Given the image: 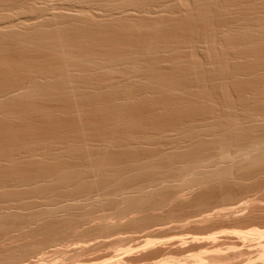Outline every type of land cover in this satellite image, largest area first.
<instances>
[{
	"label": "bare ground",
	"instance_id": "1",
	"mask_svg": "<svg viewBox=\"0 0 264 264\" xmlns=\"http://www.w3.org/2000/svg\"><path fill=\"white\" fill-rule=\"evenodd\" d=\"M50 18L53 20L50 21ZM46 20L49 21L45 22ZM230 85L236 89L233 91L236 92L235 98L228 94ZM78 103L84 107L89 106L85 111L88 116L99 111L100 116L106 113L104 116L108 118L101 127L97 123L103 116L99 117L97 113L98 119H91L90 116L94 123L88 125L90 129L86 125L88 123L81 122L80 126L88 128L87 131L92 129L88 132L74 122V129L72 126L68 127V124L64 126L71 128L67 131L68 137L73 136V132L76 136L72 137L75 141L70 137L66 140L65 128L63 138L61 136L59 139L60 144L65 143V149L60 152L74 156H67L70 161L66 160L69 162H65V165H61L65 156L62 154L64 157H61L59 153L60 158L58 157L54 139L49 141L43 137L46 141L39 140L43 142L40 143L41 146L38 139L37 144L33 140L38 147L35 146L37 149L34 150L27 149L29 145L23 143L20 137V141L14 142L15 137L11 139L5 133V130L9 132L13 129L14 123L11 122L14 121L15 127L19 129L20 125V128L26 126L25 130L28 131L29 123L25 125L24 122L36 119L45 124H53L52 119H56L55 117L59 119L62 115L72 116L73 112L80 114L84 107L79 111ZM132 104L136 109L139 105L141 109L136 110ZM73 105L79 112L74 111ZM64 119L67 118L64 116ZM95 120H98L97 123ZM97 126H100L99 132L96 131L97 128L94 130ZM134 126L135 129H132ZM47 127L45 129L44 126L45 137ZM78 129H82L84 134H80ZM95 131L97 139L93 138L92 133ZM117 132L121 133L116 138ZM0 133L3 136L8 134L6 136L13 142L7 138L5 142L9 143L4 144V140L1 142L3 136L0 138L1 144H4L0 145V217H6L3 220L7 221L8 218L19 215L22 210L34 208L25 217L27 224L32 220L45 222L47 235L53 238L66 231L69 233L68 230L73 231L71 228L76 229L81 222L95 225L103 234L115 226L144 225L150 221L151 216L144 215L146 211L155 212L164 207H167L164 210H168L170 205L177 202H182L183 206L187 199L188 202L191 201L189 196L193 195L192 192L204 186L216 190L237 180L238 176L241 178L256 172L262 174L264 0H0ZM87 138L90 140H86ZM31 141L32 139L30 144ZM113 147L120 152L115 153ZM16 148H24V151L17 154ZM138 156L144 157L140 159ZM21 158H27L28 161ZM74 158L81 161L71 164ZM123 158L125 161L121 160ZM50 161L57 163V166L53 163L54 166L50 165ZM1 165L8 166V170ZM233 167L240 170H237L239 175L236 178ZM248 178L252 179V176ZM262 178L259 179L263 180ZM252 200L250 205H259ZM107 201L119 204L117 212L95 216H88L91 214L88 212L84 215V212L80 217L74 216L75 212H70L86 209V206L92 209ZM209 202L212 203L210 200ZM205 203L208 205V202ZM164 210L162 211L165 213ZM205 216L208 217L209 212ZM205 216L198 219L203 221L207 219ZM22 217L24 218L23 215ZM121 220L124 222L121 223ZM1 224L0 221V226ZM257 229H251L252 233H249V229L245 231H249L247 233L252 234V238L255 237V242L257 239L259 249L258 256H255L258 258L254 259L263 263L264 231ZM242 235L241 232V239ZM86 238L88 239L87 236ZM207 238L216 241L214 235ZM254 239L249 238L250 241L244 242L251 243ZM258 239H263V242ZM5 240L6 238H2L0 242ZM202 240L199 242L202 243ZM148 241L145 245L152 247L153 241ZM103 242L100 244H104ZM81 245L77 244V254L79 250L84 251L83 249L94 246L93 243V246ZM30 247L36 249L38 246L32 244ZM72 248L75 247L69 249ZM201 252L204 254V251ZM201 252L196 256L192 255L191 260L180 256L181 259H175L176 264H206L208 258L214 262L221 261L219 256L206 257L209 254L205 252L204 257ZM124 254L118 255L119 257L115 255L114 258L118 257L116 259H105L104 263L121 264L123 259L120 257ZM252 259L251 262L246 260V264H251Z\"/></svg>",
	"mask_w": 264,
	"mask_h": 264
},
{
	"label": "rangeland",
	"instance_id": "2",
	"mask_svg": "<svg viewBox=\"0 0 264 264\" xmlns=\"http://www.w3.org/2000/svg\"><path fill=\"white\" fill-rule=\"evenodd\" d=\"M50 21H52L53 19L52 18H50L49 19ZM49 20H46L45 22H48ZM202 55H203V53H202ZM9 56V55H8ZM232 88V89H231ZM228 91H229V95H231V96H233L232 98H235L236 96H235V93L236 92H233V91H236V89L234 90V88L233 87H231V85H230V87L228 88ZM231 92V93H230ZM233 100H235V99H233ZM137 102H139V101H137ZM133 103V102H132ZM134 103H136V101H134ZM133 103V104H134ZM132 104V106L133 107H135L134 105ZM139 104V103H138ZM75 106H76V104H74ZM74 105H73V109H74ZM79 105V107H77ZM80 103H78L77 104V109H80L79 111H81V109H83V105H81ZM137 105V104H136ZM140 105V104H139ZM139 105H137V109L139 108V109H141L142 107V105H140V107H139ZM76 107H75V109H74V111L76 112ZM81 107V108H80ZM89 107V106H88ZM88 107H84V110H83V112L81 113L80 112V114L78 113V114H74V112H73V117L71 116V118H68V117H70L69 115H62V116H60L59 117V119L57 118V117H55L56 119H52V123L53 124H45L44 122H41L40 120H36V119H34V120H31V121H29V122H24V124L25 125H27L28 123H29V125H27V130L28 131H26L25 130V128H26V126L25 127H21L20 128V126H19V129H18V127H15V121L14 122H11V123H14V124H12V126H14V127H12L13 129H11V127H10V129L11 130H9V132H7L6 130H5V133H8L9 135H10V137H11V139L12 138H14V142H15V140L16 141H20V139H19V137L21 138V141H23V143H25L26 142V144H28L29 146H27V149H30V148H32V149H34V150H36L38 147H37V143L38 142H36L37 140L36 139H38V141L39 140H41L43 137L45 138V139H48L49 141H53V139H54V141L53 142H56V143H53V144H55V148H56V153H57V155H58V157L60 158V156H59V153H61L60 151H62L63 152V150L65 149L64 147H65V143L63 144V143H59V139H61V136H62V138H63V133H64V130L63 129H65V128H67V130H66V132L67 131H69V129H71L72 127H73V125H74V123L76 124V125H79L80 126V123L82 122L83 123V121H84V123L86 124V123H88V124H86L87 126L89 125V124H91V125H93L94 123L92 122L93 120H91V119H98V117H96V113H97V116H99V117H101V116H103V117H105L106 115V113L104 114V115H101L100 116V113H98L97 111H96V113L93 115H91L90 114V116H92V118L90 117V116H88L89 114L87 113V112H85L86 111V109L88 108ZM135 109H136V107H135ZM136 109V110H137ZM91 110V109H90ZM90 110H88L89 112H90ZM135 110V111H136ZM78 110H77V112H79ZM95 111H93V113H94ZM85 113H87V115H85ZM90 113H92V111L90 112ZM101 113L103 114V111H101ZM128 113V112H127ZM130 113V112H129ZM128 113V114H129ZM134 113V112H133ZM132 113V114H133ZM137 112H135L134 114H136ZM85 115V117H84V115ZM99 114V115H98ZM108 114V113H107ZM131 114V113H130ZM129 114V115H130ZM157 114V113H156ZM64 116H65V118H67L66 120L64 119ZM94 116V117H93ZM108 116V115H107ZM130 116H132V115H130ZM75 117V118H74ZM88 117V118H87ZM91 119H90V118ZM102 117V118H103ZM63 118V119H62ZM80 118L82 119V120H80ZM102 118H99L98 120L99 121H101V123L98 121V120H95L94 122H96V121H98V123H97V125H100L101 127H102V124L106 121V119L108 118H104L103 120H102ZM72 119V120H71ZM88 119H90V120H88ZM54 120H56V121H54ZM75 120V121H74ZM77 120H79V121H77ZM88 120V121H87ZM87 121V122H86ZM89 121H91L90 123H89ZM17 122V121H16ZM55 122V123H54ZM58 122H60L59 124H58ZM74 122V123H73ZM20 123V122H19ZM38 125H37V124ZM40 123V124H39ZM78 123V124H77ZM81 123V124H82ZM21 124V123H20ZM35 124V125H34ZM67 124H68V127L70 126H72L71 128H69L68 129V127H64V126H67ZM69 124H71V125H69ZM73 124V125H72ZM17 125H19L18 124V122H17ZM16 125V126H17ZM45 126V129H46V127L48 126L49 128H51V129H48V127H47V137H45L46 136V131H45V129H44V126ZM63 125V126H62ZM35 126H37L38 128H36ZM95 126V125H94ZM100 126H97V127H95V129L94 130H96V128H97V132H99V129H100ZM137 127L136 128H138V125H136ZM57 127V128H56ZM61 127V128H60ZM75 127V126H74ZM74 127H73V129H74ZM81 128H83L84 126H80ZM92 128H94L93 126H91ZM98 127H99V129H98ZM22 128H23V130H22ZM35 128V129H34ZM88 128H89V126H88ZM88 128H85L84 127V129L83 130H85L86 129V131L85 132H88V131H92V129L91 130H88L87 131V129ZM90 129V128H89ZM132 129H135V126L132 128ZM15 130V131H14ZM19 130V131H18ZM33 130V131H32ZM38 130H40V132L38 131ZM43 130V131H42ZM49 130H50V132L52 133H49ZM52 130V131H51ZM61 130H63V131H60ZM82 129H80V131H81ZM82 130V131H83ZM16 131H18V132H16ZM21 131H23V132H21ZM30 131H32V132H30ZM35 131V132H34ZM36 131H38V132H36ZM78 131H79V129H78ZM79 131V133L80 134H82V131L80 132ZM95 131V132H96ZM2 132H3V130H2ZM20 132V133H19ZM24 132H27V133H24ZM34 132V133H33ZM65 132V133H66ZM84 132V131H83ZM95 132H93L92 134H93V136L96 134V136H98L97 135V132L95 133ZM16 133V134H15ZM30 133V134H29ZM49 133V134H48ZM68 133V134H67ZM66 134H65V139L67 140L69 137L70 138H72L73 136H75V133L73 132V136H67V135H69V132H67ZM120 133L121 132H117V134L115 135L116 136V138H117V135H120ZM8 134H5L4 136L6 137H4L3 136V133H0V138L2 137L3 139L1 140V142L3 141V143L7 140V136L6 135H8ZM37 134V135H36ZM42 134H43V136H42ZM44 134H45V136H44ZM59 134V135H58ZM70 134H71V132H70ZM84 134V133H83ZM82 134V135H83ZM87 134V133H86ZM99 134V133H98ZM16 135V136H15ZM38 135H39V137H38ZM48 135H50L49 136V138H51V139H49L48 138ZM81 135V136H82ZM13 136V137H12ZM38 138H37V137ZM67 136V137H66ZM85 136V135H84ZM83 136V137H84ZM87 137L89 136L88 134L86 135ZM85 136V137H86ZM33 137V138H32ZM91 137V136H90ZM89 137V138H90ZM119 137V136H118ZM25 138H26V140H25ZM73 138H76V136L75 137H73ZM72 138V139H73ZM94 139L96 138L95 136L93 137ZM11 139H9L8 138V140H10L11 141V143H13L12 142V140ZM23 139V140H22ZM29 139V140H28ZM32 139V141H31V144L33 143H35L36 142V144H32V146L34 147H31V144H30V140ZM45 139H42V141L44 142V140ZM78 139H80V138H77V140ZM83 139V138H82ZM94 139H92V140H94ZM97 139V138H96ZM25 140V141H24ZM33 140H35V142L33 141ZM47 140V141H48ZM76 139H73V141H75ZM86 140H90V139H86ZM91 140V141H92ZM46 141V140H45ZM65 141V140H64ZM71 141V140H70ZM72 141V142H73ZM1 142H0V145H4L5 143H7V142H5L4 144H1ZM43 142H40L39 141V144L40 143H42L43 144ZM77 142V141H76ZM9 143V142H8ZM17 143H19L20 144V142H17ZM17 143H15L16 145H17V147H19L18 146V144ZM79 143V142H78ZM52 144V145H53ZM60 144V145H59ZM74 144H77V143H75L74 142ZM35 146L37 147L36 149H35ZM39 146V145H38ZM40 146H41V144H40ZM40 146H39V148H40ZM62 147V148H61ZM141 147H144V146H142L141 145ZM61 148V149H60ZM64 148V149H63ZM116 150V151H114L115 153L116 152H120V151H118V148L116 149V148H114L113 147V150ZM120 149V148H119ZM139 149V151H140V147L138 148ZM143 149V148H142ZM16 150H18V148H16ZM113 150L111 151V152H113ZM122 150V149H121ZM23 152L24 151V148L22 149V148H20V150H18V151H16V153L18 154L19 152ZM144 151H148V150H144ZM21 152V153H22ZM20 153V154H21ZM50 154L51 153H49V157H50ZM62 154L63 153H61V157H64L65 156V159L62 161V163L60 162V161H57V160H55V162L57 161L58 163L60 162L61 163V165L63 164V165H65L67 162H69L70 161V158H68V157H71L72 158V156L73 155H71L70 154V156H68L67 154L66 155H64L65 154V152H64V156H62ZM148 154V153H147ZM68 156V157H67ZM66 157H67V159H66ZM74 157V156H73ZM144 156H142V157H139L138 156V158H143ZM22 160H27L28 161V159L27 158H21ZM50 159V158H49ZM63 159V158H62ZM69 159V161H67L66 162V160H68ZM78 159V161H76L75 160V158L74 159H72L71 160V164H74V163H78V162H80L81 160L79 159V158H77ZM21 160V161H22ZM122 161H125V159L123 158V159H121ZM127 162H128V160H129V157H127ZM51 161H53V159L51 158ZM50 161V162H51ZM76 161V162H75ZM55 162L53 163V162H51V164L50 165H53V164H55ZM66 162V163H65ZM127 162H124V164L125 163H127ZM53 163V164H52ZM121 163H123V162H121ZM57 164V163H56ZM55 164V165H56ZM68 164H70V163H68ZM2 165H5V164H2ZM2 165H1V167H2ZM54 166V165H53ZM57 166V165H56ZM5 169H6V167L7 168H9L8 166H3ZM2 167V168H3ZM20 167V166H19ZM30 167H32V166H30ZM22 167H20V169H21ZM12 169V168H11ZM6 170H8V169H6ZM232 170H233V175H234V177L237 175H239L238 174V172H240V170H239V168H235V167H233L232 168ZM234 170H236V171H234ZM237 170H239L238 172H237ZM259 173V172H258ZM257 172L256 173H254L253 175L252 174H249L248 176L249 177H251L252 176V179L251 178H248V176L246 175V176H242L241 178H238L237 176V180L235 179L233 182H235V183H233L232 181H230V183H228V184H230V185H223V186H221V188L219 187V188H216V190H214L212 187L210 188V186H204L200 191L199 190H195V192H192L193 193V195H191V196H189L190 198H189V201L191 202H188V199H187V201H186V203H185V201L183 202V206H181L182 204V202H177L176 204H178V205H176L175 203H173V204H175V205H170L171 206V208H169L168 207V210L166 209V210H164L165 208H167V207H164L163 209H160V210H157V211H146V213H144V215H148V216H152V218H151V216H150V221H147L148 222V224H147V222H146V224H144V225H140V226H138L137 225V227H135V226H131V224H127V225H125V226H123V225H121V226H115V227H111V228H109L107 231H105L104 232V234L101 232V230H99L101 233H98L99 231H98V229L95 227V225H93V224H90L91 226H94V229L92 228L91 229V226L89 225V224H82V222L81 223H79L80 225H79V227H77L76 229H74V228H71V229H73V231L72 230H68V232L69 233H67V231H66V233H64V234H59L57 237H55V238H53V237H49L48 235H47V233H48V231H47V229L48 228H46L47 226H45V222H38V221H34V220H32V221H30V222H32L30 225H29V223L27 224V222H26V220H25V217H26V215H27V213H29V212H31V211H34L33 209L34 208H32V209H28L27 211L26 210H22V211H20L18 214L19 215H15V216H12L10 219L8 218L7 219V221H5V220H3V218H6V217H0V221H1V226H0V239H2V238H6V240L5 241H1L0 242V258L2 259H0V264H50V263H52V264H54V262L56 263V264H75V263H77V264H88L89 262V264H93L94 263V261H95V263L94 264H101V262H102V264H105L104 263V260L106 259V260H108V258L109 259H116V258H118L119 256L118 255H120V254H124V252L125 251H127V250H129V251H127L125 254H124V256L123 257H120L121 259H123L121 262V264H176V260L177 259H181L182 257H183V259H185L186 257L187 258H189V260H191V259H193L192 257V255H194L195 254V256L197 255V254H199V252H201V251H204V254H205V252H207V254H209V255H206V257H217V256H219V257H221V261L219 260L218 262H214L213 260L211 261V260H209L210 258H208L207 260L208 261H206V262H208V263H206V264H242V263H245L246 264V262L249 260L250 262H251V259H252V263L251 264H264V262L263 263H260L259 262V260L257 261L256 259H254V258H258V257H256V256H258V249H259V245H257V239H256V242H255V237L254 238H252L253 236H252V234H249V233H252L250 230L251 229H254V228H259V229H257V230H263L264 231V178H262V177H264V172H262V174H261V172L258 174ZM241 174V173H240ZM257 176V177H256ZM261 176V177H260ZM100 177V176H99ZM235 177V178H236ZM244 178V179H243ZM262 178L263 180H260V179ZM252 180V181H251ZM258 180V182H255V181H257ZM242 181V182H241ZM232 182V183H231ZM240 182V183H239ZM248 182V183H247ZM243 183V184H242ZM244 183H245V185H244ZM252 183V184H251ZM262 183V184H261ZM234 184V185H233ZM254 184V185H253ZM234 187H233V186ZM243 185H244V187H243ZM256 185V186H255ZM235 186H236V188H235ZM258 186V187H257ZM261 188H260V187ZM226 187V188H225ZM242 187V188H241ZM249 187H250V189H249ZM255 187V188H254ZM71 187H69V189H70ZM228 188V189H227ZM231 188V189H230ZM233 188V189H232ZM253 188L255 189V190H253ZM257 188V189H256ZM68 189V188H67ZM68 189V191H70ZM220 189V190H219ZM224 189V190H223ZM227 191H226V190ZM237 189V190H236ZM73 190H74V188H73ZM77 189H75V191H76ZM207 190V191H206ZM210 190V191H209ZM239 190V191H238ZM242 190V191H241ZM245 190H246V192H248V193H246L245 192ZM251 190H252V192H251ZM72 191V190H71ZM221 191V192H220ZM223 191V192H222ZM230 191V192H229ZM241 191V192H240ZM204 194H203V193ZM211 192H212V195H211ZM215 192V193H214ZM226 192H229V193H226ZM238 194H237V193ZM243 192V193H242ZM245 192V193H244ZM214 193V194H213ZM256 193V194H255ZM225 194V195H224ZM258 194V195H257ZM219 195V196H218ZM227 195V196H226ZM243 195V196H242ZM251 196V199H253L252 201L254 202H256V203H259V205L257 204V206H256V204H253V205H255L256 207H254L252 204L250 205L249 204V202L251 203V199H250V196ZM195 196H196V198H195ZM211 196V197H210ZM216 196V197H215ZM225 196V197H224ZM234 196V197H233ZM245 196H246V198H245ZM261 196V197H260ZM198 197V198H197ZM206 197V198H205ZM208 197V198H207ZM194 200H193V199ZM200 198V199H199ZM231 198V199H230ZM256 200H255V199ZM261 198V199H260ZM263 198V199H262ZM203 199L205 200V201H203ZM224 199V200H223ZM197 200H198V203H197ZM202 200V201H201ZM209 200L212 202V203H210L209 202ZM215 200V201H214ZM246 200V201H245ZM249 200V201H248ZM258 200V201H257ZM263 200V201H262ZM199 201H201V202H199ZM214 201V202H213ZM224 202L223 204H221L222 202ZM229 201H231V202H229ZM260 201V202H259ZM194 202H196V203H194ZM205 202H208V205H207V203H205ZM218 202V203H217ZM229 202V203H228ZM254 202V203H255ZM185 203V204H184ZM201 203H203V205L201 204ZM226 203V204H225ZM246 203V204H245ZM191 204V205H190ZM196 205L197 206V208H196V206H194L193 207V205ZM240 204V205H239ZM263 204V205H262ZM117 205V206H116ZM237 205V206H236ZM242 205V206H241ZM245 205H247V207L245 206ZM262 205V206H261ZM90 206H92L93 207V205H90ZM100 206V207H99ZM103 208H102V207ZM176 206H178V207H176ZM180 206H181V209H180ZM190 206V207H189ZM213 206V207H212ZM239 206L241 207V208H239ZM244 206H245V208H244ZM248 206H249V208H248ZM188 207V208H187ZM205 207V208H204ZM223 207V208H222ZM228 207V208H227ZM231 207V208H230ZM235 207H237V208H235ZM86 209H84L83 208V210L80 208V209H77V210H71L70 212H72V213H76V215H75V213H74V216H76V217H80L81 216V214H83L84 212H86V213H84V215H86L87 214V212L88 213H91V214H88V216L90 215V216H95V215H101V213L102 214H105V213H111V212H117V210H118V208H119V204L118 203H116V202H113L112 201V203L110 202V201H107V202H104V203H99V205L97 204V205H95L92 209H90L89 208V206H88V208H87V206L85 207ZM95 208V209H94ZM173 208H174V210H173ZM184 208H185V210H184ZM209 208V209H208ZM230 208V209H229ZM240 210H239V209ZM94 209V210H93ZM195 209V210H194ZM207 209L209 210V211H207ZM213 209L215 210L214 212H213ZM220 209V210H219ZM253 209V210H252ZM91 210H93L94 212L92 213V211ZM95 210H96V212H95ZM98 210V211H97ZM162 210H164V211H166L165 213L162 211ZM172 210V211H171ZM183 212H182V211ZM247 210V211H246ZM69 211V210H68ZM67 210H66V212L67 213H69ZM80 213H79V212ZM91 211V212H90ZM160 211H162V212H160ZM175 211V212H174ZM179 211V212H178ZM192 211V212H191ZM204 211V212H203ZM205 211H206V213H205ZM231 211H235V213H231L230 214V212ZM240 211V212H239ZM251 213H250V212ZM23 212H24V214H23ZM26 212V213H25ZM147 212H149V213H147ZM157 212V214H155ZM168 212L169 213H171L172 215H170V214H168ZM184 212H185V214H184ZM196 212V213H195ZM208 212H209V216L207 217V216H205V215H208ZM218 212H220V213H218ZM222 212H223V215H221L222 214ZM238 212V213H237ZM242 212V213H241ZM151 213H154V215H155V217H154V215L153 214H151ZM161 215H160V214ZM180 213V214H179ZM218 213V214H217ZM225 213H226V215H225ZM258 213V214H257ZM79 214V216H77ZM168 214V215H167ZM183 214V215H182ZM200 214V215H199ZM201 214H202V216H201ZM213 214H215V216L213 215ZM234 216H233V215ZM22 215L24 216V218L22 217ZM170 215V216H169ZM195 215V216H194ZM198 215V216H197ZM216 215H217V217H216ZM233 217H232V216ZM156 216H157V218H156ZM166 216V217H165ZM172 216V217H171ZM173 216H175V217H173ZM177 216H179V218L177 217ZM203 216H205V217H207V219H205V220H201L202 218H203ZM242 216V217H241ZM202 217V218H201ZM218 217H219V219H218ZM238 217V218H237ZM15 218H18L19 220H21L20 222H21V224H19L20 222L18 221V219L16 220ZM160 218V219H159ZM164 218V219H163ZM171 218V219H170ZM176 218V219H175ZM189 218V219H188ZM197 218V219H196ZM198 218H201V219H198ZM210 218L211 219H213V220H210ZM222 218V219H221ZM229 218V219H228ZM239 218H241V219H239ZM214 219H216V220H214ZM225 219V220H224ZM243 219V220H242ZM23 220V221H22ZM82 220V219H81ZM80 220V221H81ZM124 220V219H123ZM123 220H121V223L122 222H124ZM181 222H180V221ZM187 220H190V221H187ZM193 220V221H192ZM197 221V223L195 222V221ZM7 222L8 223V225H7V223L5 224V222ZM8 221H12V223L11 222H8ZM16 221H18V222H16ZM51 221H52V219H51ZM54 221H56V220H54ZM83 221V220H82ZM164 221L166 222V223H164ZM184 221V222H183ZM206 221V222H205ZM212 223H211V222ZM217 221V222H216ZM221 221V222H220ZM238 221V222H237ZM22 222H24V224L22 223ZM179 222V223H178ZM183 222V223H182ZM188 222V223H187ZM214 222V223H213ZM220 222V223H219ZM237 222V223H236ZM11 224V226H10V224ZM16 223H17V225H16ZM48 223H50V221L48 222ZM163 225H162V224ZM192 223V224H191ZM3 224H5L4 226H6V227H4L3 226ZM47 224V223H46ZM176 224H177V226H176ZM186 224H188V225H186ZM190 224V225H189ZM204 224V225H203ZM20 225V226H19ZM28 225V226H27ZM133 225V224H132ZM157 225V226H156ZM181 225V226H180ZM128 226V227H127ZM142 226V227H141ZM144 226V227H143ZM154 226V227H153ZM255 226V227H254ZM261 226H262V229H261ZM4 227V228H3ZM21 227V228H20ZM82 227V228H81ZM90 227V228H89ZM122 227V228H121ZM135 227V228H134ZM164 227V228H163ZM15 228H17V229H15ZM84 228V229H83ZM89 228V229H88ZM153 228H154V230H153ZM156 228V229H155ZM163 228V229H162ZM4 229H5V231H4ZM15 229V230H14ZM62 229V228H61ZM167 229V230H166ZM249 229V231H245V230H248ZM33 230V231H32ZM75 230V231H74ZM80 232H79V231ZM89 230V231H88ZM92 230H94L93 232H92ZM228 230V231H227ZM32 231V232H31ZM72 231V232H71ZM95 231H96V233H95ZM226 231V232H225ZM240 231V232H239ZM71 232V233H70ZM79 232V233H78ZM82 232V233H81ZM86 234H85V233ZM89 232V233H88ZM237 232H239V233H237ZM242 232V239L240 238V233ZM247 232H249V233H247ZM31 233V234H30ZM93 233H94V235H93ZM212 233V234H211ZM261 233V232H260ZM16 234V235H15ZM77 234V235H76ZM79 234V235H78ZM84 234V235H83ZM100 234V235H99ZM234 234V235H233ZM239 234V235H238ZM262 234H264V233H262ZM63 235H65V237L63 236ZM67 235V236H66ZM89 235V236H88ZM108 235V236H107ZM210 235H214L215 236V239H216V241L215 242H213L211 239H208L207 237H209ZM245 235V237H243ZM251 235V236H250ZM78 236V237H77ZM86 236L88 237V239L86 238ZM92 236H94V237H92ZM130 236H131V238H130ZM248 236H249V238L252 240V239H254V241H252L251 243H249V242H244L245 240L246 241H248L249 240V238H248ZM42 237V238H41ZM49 237V238H48ZM81 237V238H80ZM85 239H84V238ZM91 237V238H90ZM101 237H102V239H101ZM105 237V238H104ZM113 237H115L116 239H114ZM195 237H197V239L195 238ZM248 239H247V238ZM46 238V239H45ZM57 238V239H56ZM62 238V239H61ZM111 238H113V239H111ZM118 238V239H117ZM129 238V239H128ZM193 238H195L194 240L196 241V243H195V241H193ZM204 238V240H202ZM208 239V241L206 240V239ZM237 238H239V240L237 239ZM45 241H44V240ZM79 239V240H78ZM90 239V240H89ZM94 239V240H93ZM111 241H110V240ZM125 239H127V240H125ZM181 239H183V241L181 240ZM48 240V241H47ZM60 240V241H59ZM76 240L78 241V242H76ZM81 240V241H80ZM84 240V241H83ZM98 240V241H97ZM106 240V241H105ZM116 240V241H115ZM118 240H119V242H121L120 244H119V242H118ZM122 240V241H121ZM148 240H151V241H153V242H151V244L153 243L154 245H152V247L151 246H149V247H147V245H145L146 244V242L148 243L149 241ZM202 240V243L201 242H199V241H201ZM230 240V241H229ZM240 240H242V241H240ZM258 240H261V239H258ZM263 240V239H262ZM261 240V242H263ZM39 241H41V242H39ZM45 243H44V242ZM53 241V242H52ZM57 241V242H56ZM87 241V242H86ZM96 243V241H97V243H96V246L94 245L95 243ZM101 241H104L103 243L104 244H100V242ZM114 241V242H113ZM184 241H185V243H184ZM206 241V242H205ZM250 241V240H249ZM39 242V243H38ZM49 242V243H48ZM51 242V243H50ZM72 242V243H71ZM75 244H74V243ZM85 242V243H84ZM118 242V243H117ZM194 242V243H193ZM214 244H213V243ZM89 243V244H88ZM92 243H93V245L95 246V249H94V246L92 245ZM159 243V244H158ZM180 243V244H179ZM182 243V244H181ZM187 243V244H186ZM212 245H211V244ZM216 243V244H215ZM236 243V244H235ZM245 243V244H244ZM255 243V244H254ZM32 244H35V245H37L38 247L36 248V249H31V247H30V245H32ZM43 244V245H42ZM44 244H46V246H44ZM67 244H69L68 246H67ZM77 244H79V245H81V244H83V246H84V244H86L87 246H89V245H92L93 246V248L90 246V247H87L86 248V250L85 249H83L84 251H82V250H79L78 251V254H77V250H76V247H78L77 246ZM97 244H99L98 246H97ZM114 244V245H113ZM116 244V245H115ZM120 245L119 247H118V245ZM220 244V245H219ZM40 245V246H39ZM65 245V246H64ZM76 245V246H75ZM103 245V246H102ZM146 247H145V246ZM156 245V246H155ZM179 245V246H178ZM217 245V246H216ZM243 245H245V246H243ZM253 245V246H252ZM43 246V247H42ZM72 246H74L75 248H72V249H69L70 247H72ZM82 246V245H81ZM112 246H114V247H112ZM115 246H117L116 248H115ZM165 246V247H164ZM181 246H183V247H181ZM213 246H215V247H213ZM233 246H235V247H233ZM255 246V247H254ZM257 246V247H256ZM44 247H46V248H44ZM80 247V246H79ZM145 247V248H144ZM158 247V248H157ZM167 247V248H166ZM231 247V248H230ZM236 248V249H233V248ZM250 247V248H249ZM30 248V249H29ZM90 248V249H89ZM92 248V249H91ZM112 248H115V249H112ZM119 248V249H118ZM121 248V249H120ZM155 248V249H154ZM242 248V249H241ZM9 249V250H8ZM62 249V250H61ZM67 249H69L68 251H67ZM73 249H75V250H73ZM117 249H118V251H117ZM132 249V250H131ZM146 249V250H145ZM157 249V250H156ZM172 249V250H171ZM176 249V250H175ZM208 249V250H207ZM213 249V250H212ZM216 249V251L214 252V250ZM238 249V250H237ZM248 249H251V250H249L248 251ZM36 250V251H35ZM39 250V252H37ZM185 250V251H184ZM235 250V251H234ZM247 250V251H246ZM21 251H23L24 253H22ZM71 251V252H70ZM88 251H89V253H88ZM169 251V252H168ZM221 253V254H223V255H221V254H217V253H219V252ZM221 251H224L223 253L221 252ZM231 251V252H230ZM3 252V253H2ZM6 252V253H5ZM36 252V253H35ZM69 252V253H68ZM74 252H75V254H74ZM80 252V253H79ZM82 252V253H81ZM87 252V253H86ZM118 252V254H115V253H117ZM129 252H131V253H129ZM133 252V253H132ZM183 252V253H182ZM209 252V253H208ZM211 252V253H210ZM214 252V253H213ZM226 252V253H225ZM238 252V253H237ZM242 252V253H241ZM256 252V253H255ZM21 253H22V255H21ZM64 253V254H63ZM72 253H73V255H72ZM84 253V254H83ZM114 253V254H113ZM213 253V254H212ZM216 253V254H215ZM245 253V254H244ZM81 254H82V256H81ZM204 254H202V252H201V255H204ZM240 254V255H239ZM4 255H6V256H9L10 255V257H6V256H4ZM112 255V256H111ZM114 255V256H113ZM115 255H117L118 257H116V258H114L115 257ZM125 255H127V256H125ZM134 255V256H133ZM175 257H174V256ZM184 255V256H183ZM190 255V256H189ZM205 255H204V257H205ZM211 255H215V256H211ZM238 255V256H237ZM248 255V256H247ZM256 255V256H255ZM5 258H4V257ZM24 256V257H23ZM25 256H27V257H25ZM78 256V257H77ZM80 256V257H79ZM121 256V255H120ZM168 256V257H167ZM170 256V257H169ZM173 256V257H172ZM180 256H182L181 258H180ZM192 256V257H191ZM194 256V257H195ZM20 257H22V258H20ZM67 257H68V259H67ZM103 257V258H102ZM113 257V258H112ZM163 257V258H162ZM166 257V258H165ZM176 257H179V258H176ZM218 257V258H219ZM227 259H226V258ZM7 258V259H6ZM21 260H20V259ZM38 258V259H37ZM40 258H42V259H40ZM167 258H170V259H167ZM186 258V259H187ZM230 260H229V259ZM233 260H232V259ZM249 258V259H248ZM6 259V261H4ZM11 259V260H10ZM40 259V260H39ZM75 259V262L73 261ZM125 259V260H124ZM134 259V260H133ZM176 259V260H175ZM39 260V261H38ZM43 260V261H42ZM72 260V261H71ZM87 260V261H86ZM103 260V261H102ZM105 260V261H106ZM127 260V261H126ZM170 260V261H169ZM171 260H173L174 262H172ZM242 261V263H241V261ZM247 260V261H246ZM255 260H256V262H255ZM19 263H18V262ZM50 261V262H49ZM51 261H53V262H51ZM98 261H101L100 263H98ZM222 261H224V262H222ZM42 262V263H41ZM70 262V263H69ZM222 262V263H221ZM249 263V262H248Z\"/></svg>",
	"mask_w": 264,
	"mask_h": 264
}]
</instances>
